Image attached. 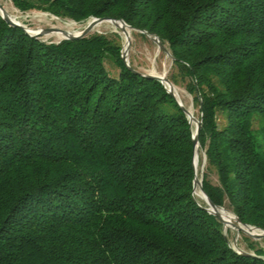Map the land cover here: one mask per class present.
<instances>
[{"label": "trees", "instance_id": "trees-1", "mask_svg": "<svg viewBox=\"0 0 264 264\" xmlns=\"http://www.w3.org/2000/svg\"><path fill=\"white\" fill-rule=\"evenodd\" d=\"M11 2L158 37L200 112L204 191L264 232V0ZM122 48L119 34L44 42L0 17V264H264L195 195L194 128Z\"/></svg>", "mask_w": 264, "mask_h": 264}, {"label": "rangeland", "instance_id": "rangeland-1", "mask_svg": "<svg viewBox=\"0 0 264 264\" xmlns=\"http://www.w3.org/2000/svg\"><path fill=\"white\" fill-rule=\"evenodd\" d=\"M0 4L8 11V13L15 18L22 26H24L29 31H38L49 28H57L70 33H79L82 32L86 27L89 21L85 23H75L69 20H60L55 16H52L48 13L31 11L27 13H22L15 8L11 0H0ZM98 33L104 35L119 34L123 43V50L126 48V37L122 31L116 29L110 24H102L95 28L90 35ZM41 41L51 42L58 44L62 40L55 36L54 34H48L45 36H40ZM127 62L129 65H132L134 69L142 74L154 75V76H166L169 77L172 69V60L170 56L159 49V47L148 37H142V34L138 31H131V41L130 47L127 54ZM175 87V86H174ZM180 92V98L182 104L189 110L194 112V117L196 120H200L199 109L194 104L193 98L185 91L182 87H175ZM178 99V98H177ZM179 101V100H178ZM180 101V102H181ZM195 127V124L192 126ZM205 158L203 153H199V166L197 168L198 177L203 179L205 172ZM210 180L213 183H217L216 175L211 173ZM195 195L202 200V195L199 190L195 191ZM203 201V200H202ZM228 214H234L224 209ZM233 224L238 225L235 221ZM229 243L233 250L238 254L251 253L248 247V241L246 238L258 241L260 244L259 247L264 249V238L262 239H253L249 235L238 231L235 227H230L228 229ZM226 233V232H225ZM257 233H260L258 231ZM254 256L252 253L250 254Z\"/></svg>", "mask_w": 264, "mask_h": 264}, {"label": "water", "instance_id": "water-1", "mask_svg": "<svg viewBox=\"0 0 264 264\" xmlns=\"http://www.w3.org/2000/svg\"><path fill=\"white\" fill-rule=\"evenodd\" d=\"M0 17L9 25L23 29L26 34H28L29 36H31L33 38L39 39L40 36H45V35L54 34V33H62L65 36L64 39H62V41H64V40L76 41V40L84 39L87 36H89L90 33L93 32L97 26L102 25V24H110L113 27H115L116 29L122 31L126 37V48L122 52V59H123V62L126 64V66L128 68H130L129 63L127 62V54H128V50L130 47V41H131L130 32L131 31H138V30L133 29L131 26L127 25L123 20H116V19H112V18H102V19L93 18L88 22L87 27L82 32L70 33V32H67V31H64L61 29H57V28H49V29H43V30H38V31H29L24 26H22L15 18H13L11 15H9V13L5 10V8L1 4H0ZM138 32H140L141 34H143L146 37H148L149 39H151L159 47V49H161L162 51L167 53L170 56L171 60H173L171 54L165 48V46H163V44L160 42L158 37L153 36V35H149L147 32H144V31H138ZM133 71L135 73H139L135 70H133ZM142 75L147 77V78L155 79V80L159 81L160 83H162L166 87L168 93L177 100L179 106L183 109V111L187 115V117L189 119V124L191 126H193V124H195L194 134H193V145H194V156H193L194 180H193V185H194V191H196V190L200 191V193L202 195V200L208 206L207 211L210 214L216 216L223 223L224 233L227 232V230L230 228V227H227V222H230V221L225 220L223 217V213L226 211L222 208L217 207L211 201V199L208 197V195L206 194V192L203 189V179H200L198 177V173H197L196 152L199 151L198 137H199V133H200L201 126H202V120L201 119L199 121L196 120L195 117L191 115V112L182 104V102L178 101L176 95L173 92L174 86L166 76H154V75H147V74H142ZM167 85H169L170 87L168 88ZM233 221L238 223V225H235L233 223H229V224H231V226L235 227L238 231H241V232L249 235L253 239L264 238V232L263 231H261L257 228L242 224L237 217H234ZM258 231H260V233H257ZM243 254H246V253H243Z\"/></svg>", "mask_w": 264, "mask_h": 264}, {"label": "bare ground", "instance_id": "bare-ground-1", "mask_svg": "<svg viewBox=\"0 0 264 264\" xmlns=\"http://www.w3.org/2000/svg\"><path fill=\"white\" fill-rule=\"evenodd\" d=\"M54 35L58 36L61 40L64 39V37H65L62 33H54ZM130 36H131V32H130ZM167 87L169 88L170 86L167 85ZM173 92L176 95V97L178 98V100L181 101L180 92L175 87L173 88ZM190 112H191V115L194 116V112L193 111H190ZM196 164H197V168H198V166H199V151L196 152ZM223 217L225 220L230 221V222H227V227H232L231 224H229V223H233L234 217L232 215L228 214L227 212L223 213Z\"/></svg>", "mask_w": 264, "mask_h": 264}]
</instances>
